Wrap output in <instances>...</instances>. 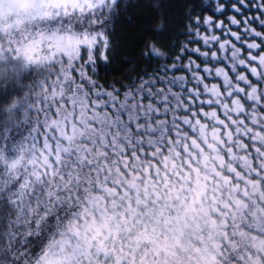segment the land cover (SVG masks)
Listing matches in <instances>:
<instances>
[{
  "label": "snow or ice",
  "instance_id": "obj_1",
  "mask_svg": "<svg viewBox=\"0 0 264 264\" xmlns=\"http://www.w3.org/2000/svg\"><path fill=\"white\" fill-rule=\"evenodd\" d=\"M126 10L0 0V264H264V0L109 80Z\"/></svg>",
  "mask_w": 264,
  "mask_h": 264
},
{
  "label": "trees",
  "instance_id": "obj_2",
  "mask_svg": "<svg viewBox=\"0 0 264 264\" xmlns=\"http://www.w3.org/2000/svg\"><path fill=\"white\" fill-rule=\"evenodd\" d=\"M127 10L118 12L113 20L111 40L116 48V61L107 74L109 80L135 76L143 68L149 72L161 63L152 55H142L150 41H156L164 51H169L173 42L187 37L179 34L187 24L184 13L189 6L202 7L210 0H119ZM207 11V7L204 8ZM163 17V31H153ZM174 54V53H173ZM171 62V61H167Z\"/></svg>",
  "mask_w": 264,
  "mask_h": 264
}]
</instances>
